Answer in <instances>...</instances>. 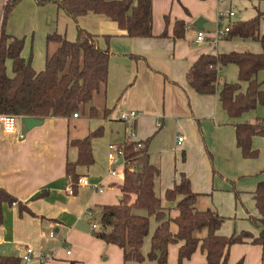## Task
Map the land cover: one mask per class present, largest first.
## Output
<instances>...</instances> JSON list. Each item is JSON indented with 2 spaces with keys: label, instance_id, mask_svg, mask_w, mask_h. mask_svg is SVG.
I'll return each instance as SVG.
<instances>
[{
  "label": "crops",
  "instance_id": "crops-1",
  "mask_svg": "<svg viewBox=\"0 0 264 264\" xmlns=\"http://www.w3.org/2000/svg\"><path fill=\"white\" fill-rule=\"evenodd\" d=\"M24 2L18 3L9 15L6 32L24 38L21 55L24 59L30 56L35 72L44 69L46 36L51 33L74 41L77 28H81L95 37L101 49H108L107 84L104 93L97 94L96 104L111 112L105 119L87 117L79 123L76 121L81 115L46 118L30 130L19 120L14 134L0 129V188L34 214L25 212L18 216L15 205H3L0 255L18 257L20 264H158L148 260L124 263L121 249L92 234V225L97 224L100 214L98 207L116 204L120 198L118 186L123 181V163L118 162L120 157L110 160L108 153L126 140L130 124L119 120V115L130 110L139 113L133 125V140L150 138L149 159L160 171L157 187L163 206H173L164 202L163 194L184 174L192 192L199 194L195 208L213 209L226 218L217 234L228 236L234 230L258 234L247 217H258L253 192L264 177L263 140L253 137L252 148L258 156L244 159L236 147L233 123H250L255 118L264 123V106L231 119L222 109L218 94L196 93L188 85L186 73L202 54L244 50L259 53V43L251 40L222 38L211 44L209 39L218 29L247 20L257 11L263 14L260 32L264 33V0H151V38H129L104 15L88 13L72 19L54 4L23 6ZM4 3L5 0H0V21ZM228 12L234 15L226 16ZM165 16L169 20L167 37L161 38L158 36L164 29ZM198 18L207 39L196 44L198 29L194 21ZM177 20H183L187 29L182 39L174 40L172 30ZM26 34L36 36L29 41L30 52ZM104 36L111 38L106 42ZM48 49L53 50L54 46ZM7 69L10 75L9 62ZM237 73L232 64L220 67L217 92L224 82H236ZM257 78L264 82V71ZM245 88L246 84H242V90ZM91 106L96 107L92 102ZM98 126L103 127V135L91 143L94 164L76 168L79 178H87L90 185L68 195L64 168L67 161H74L77 156L68 142L84 137ZM19 134L24 137L19 138ZM178 137H182L179 143ZM176 215L175 210L170 211L171 220ZM155 225L150 218L149 234L142 246L145 256ZM170 230L177 231L173 223ZM204 235L202 231L198 237ZM180 245L182 242L168 246L166 264H205V254L199 248L189 259L178 263ZM27 249L32 250L31 260L24 262L22 257ZM45 254L50 257L45 259ZM240 260L242 264H264V245L250 242L233 245L227 264Z\"/></svg>",
  "mask_w": 264,
  "mask_h": 264
},
{
  "label": "trees",
  "instance_id": "trees-1",
  "mask_svg": "<svg viewBox=\"0 0 264 264\" xmlns=\"http://www.w3.org/2000/svg\"><path fill=\"white\" fill-rule=\"evenodd\" d=\"M20 0H5L0 21V114L23 118L69 119L74 114H85L90 118L105 119L110 114L106 107L91 106L94 96L105 91L108 78L109 51L101 49L93 35L77 28L74 41L51 33L46 36L44 69L35 72L30 56L21 55L24 38H16L6 32L9 15ZM38 5L53 3L68 17L76 19L88 13L100 14L115 22L129 38H151V0H36ZM186 13H188L186 11ZM263 14L259 11L244 21L229 26L224 40L240 38L259 43L261 51L253 53L230 51L220 54H202L186 73L188 85L198 94H218L222 109L231 119L243 113L264 106V82L257 76L264 71V33L260 32ZM168 17H164V29L158 37H167ZM187 24L177 20L172 30V39L184 37ZM110 36H104L106 42ZM53 45L54 49H48ZM10 64V75L7 63ZM232 64L237 67V81L222 84L217 92L218 70ZM242 84H246L242 90ZM88 106V107H87ZM236 147L244 159H255L257 150L252 148V138L260 137L264 145V123L255 118L250 123H233ZM103 135L98 126L82 138L70 139L69 147L77 152L74 161H67L64 172L75 194L79 175L76 168L94 164L92 140ZM150 138L144 141L125 140L119 149L123 163V181L120 198L113 205L99 206L100 214L92 234L107 245L121 249L124 263H141L145 260L166 264L170 244L182 242L178 248L177 261L189 259L199 248L205 254V264H227L229 249L233 245L250 242L264 245V177L253 192L258 217L248 216L249 223L258 230L233 231L221 236L217 231L226 220L213 209L197 210L195 202L199 194L192 192L189 180L180 174V181L166 189L163 200L172 207L162 205L156 194L159 168L149 159ZM209 157H211L209 155ZM264 176V168L262 170ZM236 196V193H235ZM3 205L16 206L17 215L34 214L15 197L0 188V224L3 219ZM177 215L171 220L170 211ZM150 218L156 225L151 236L150 249L143 255L142 246L149 234ZM173 223L177 231L170 230ZM205 231L202 238L198 233ZM20 258L0 255V264H20ZM237 264H242L240 260Z\"/></svg>",
  "mask_w": 264,
  "mask_h": 264
},
{
  "label": "built area",
  "instance_id": "built-area-1",
  "mask_svg": "<svg viewBox=\"0 0 264 264\" xmlns=\"http://www.w3.org/2000/svg\"><path fill=\"white\" fill-rule=\"evenodd\" d=\"M234 15L233 12H228L226 14V16L232 17ZM229 26H224L223 28L218 29L214 35L212 37H210L209 41L211 42V44H216L220 39H222L226 32L229 30ZM207 39L206 34L201 31V30H196L195 33V39L194 42L196 44H199L201 42H205ZM73 117H77V114H74ZM139 117V113L137 111L134 110H130L128 112H123L119 115V120H121L122 122L128 123L130 124L129 129H127V140H133L134 137V133H133V125L135 124L136 119ZM23 117H19V116H14V115H8V114H0V129L6 133V134H14L17 131V122L19 120H23ZM24 135L23 134H19V138H23ZM182 141V137H178L177 138V143ZM113 146H109V149H113ZM122 155V150L121 149H117L114 152H109L108 153V158L112 161L116 160L118 157H120ZM89 182L87 180V178L85 177H80L78 178L77 182H76V187H82V186H89ZM97 189L99 191L102 190L101 187H97ZM65 191L68 195H73V188L72 185L70 183H67V186L65 187ZM93 230L96 229V225H92ZM50 236L53 237L54 234L50 233ZM31 254H32V250L31 249H27L26 252H24L22 260L24 262H29L31 260ZM43 257L45 259H48L50 257L49 254H45L43 255Z\"/></svg>",
  "mask_w": 264,
  "mask_h": 264
},
{
  "label": "rangeland",
  "instance_id": "rangeland-1",
  "mask_svg": "<svg viewBox=\"0 0 264 264\" xmlns=\"http://www.w3.org/2000/svg\"><path fill=\"white\" fill-rule=\"evenodd\" d=\"M22 1V0H21ZM21 1L19 2V3H21ZM34 3L36 4V5H38L37 4V2H36V0H25V2L23 3V6H27V5H33L34 6ZM47 4V3H46ZM51 4H53V3H51ZM19 5V4H18ZM43 5H45V4H43ZM40 6V5H39ZM27 35V37L25 38V41H26V39H27V42H28V48H27V50H28V52H30L29 51V41H31V39L33 38V39H35L36 38V36H35V34H34V37L32 36V34H26ZM29 57V56H28ZM97 99H99V97H97V94L94 96V98H93V100H92V104H95L96 105V107L97 108H100L101 106H103V105H101V104H96V102H97ZM88 107V106H87ZM86 114V113H85ZM85 114H82L81 115V119H79V121H76V123H79V122H81V121H83L84 119H86L87 118V115H85ZM80 115V114H79ZM78 115V116H79ZM72 124H74L73 122H72ZM71 129H73V128H71ZM155 191H156V194L157 195H159V190H158V187L156 186V189H155ZM198 209V208H197ZM96 221H97V218H96ZM252 226V225H251ZM253 227V226H252ZM253 228H255V227H253ZM256 229V228H255ZM202 233V232H201ZM200 233H198L197 234V236L199 235Z\"/></svg>",
  "mask_w": 264,
  "mask_h": 264
},
{
  "label": "water",
  "instance_id": "water-1",
  "mask_svg": "<svg viewBox=\"0 0 264 264\" xmlns=\"http://www.w3.org/2000/svg\"><path fill=\"white\" fill-rule=\"evenodd\" d=\"M194 27L198 30H200L202 28L201 18H198L194 21ZM41 123H42V120L35 119V118H24L23 119V124L25 125V128L28 130H30L31 128H33L35 126L41 125ZM118 162L121 163L122 159L119 158Z\"/></svg>",
  "mask_w": 264,
  "mask_h": 264
}]
</instances>
